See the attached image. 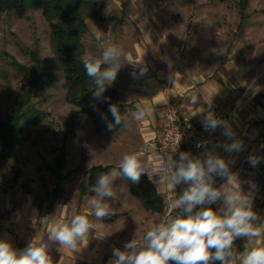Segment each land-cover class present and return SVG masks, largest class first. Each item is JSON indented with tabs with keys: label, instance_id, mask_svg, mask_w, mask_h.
<instances>
[{
	"label": "crops",
	"instance_id": "obj_1",
	"mask_svg": "<svg viewBox=\"0 0 264 264\" xmlns=\"http://www.w3.org/2000/svg\"><path fill=\"white\" fill-rule=\"evenodd\" d=\"M124 61L126 67L116 69V78L110 83L120 91L118 109L126 123L112 134L93 136L87 154L90 156L98 150L99 156L88 167L93 164L120 166L125 155L135 154L163 196L164 211L146 209L130 194L127 179L116 169L110 184L113 196L101 197L95 192L85 195L87 198L83 196L80 204L60 200L39 203L30 190L14 185L0 189V239L16 253L30 244L44 245L51 264H114L117 259L114 250L132 254L146 248V233L154 226H170L176 219L194 218L207 210L219 217L225 216L230 207L227 196L238 193L247 199L255 217L250 223L261 229V235L235 237L224 260L216 259V249L210 248L208 261L242 264L247 252L264 247V87L247 93L228 76L195 71L178 60L164 39L158 42L148 28L141 30L140 40L125 53ZM176 105L189 111L198 124L208 122L209 108L213 105L232 114V128L246 139L251 158L244 161L235 148L211 143L185 145L172 167L160 168L153 153L141 154L140 151L148 148L149 142L159 135L164 114ZM214 131L224 133L218 125ZM182 154L186 157L183 160ZM209 158L221 159L230 166L224 174L206 175V183L220 194L219 197L214 201L206 199L190 212L186 204L177 206L176 201L192 186L191 182H173L180 165L198 161L207 171ZM252 160L256 161L255 165ZM94 199L107 206V213L117 216L111 220L96 217L91 203ZM76 216H86L92 227L77 240L74 249L50 239L53 228L70 225ZM133 241L135 247L127 248L126 245ZM168 264H175V261L170 260Z\"/></svg>",
	"mask_w": 264,
	"mask_h": 264
},
{
	"label": "rangeland",
	"instance_id": "obj_2",
	"mask_svg": "<svg viewBox=\"0 0 264 264\" xmlns=\"http://www.w3.org/2000/svg\"><path fill=\"white\" fill-rule=\"evenodd\" d=\"M93 1L78 5L79 21L52 19L71 32V39L78 41L75 48L68 44L70 37L66 45L65 34L60 41L53 37L50 21L39 9L29 7L22 17L0 14V118L5 120L17 102L14 93L29 87L34 69H40L42 80L28 103L42 117L27 123V140L0 163V189L21 185L39 203L80 204L87 198L80 194L84 175L99 156L98 150L88 156V144L100 134L65 101L55 53L59 42L83 58L95 55L102 60L104 51L115 46L119 55L108 63L119 70L126 67L125 53L148 28L195 71L228 76L247 93L264 87V0Z\"/></svg>",
	"mask_w": 264,
	"mask_h": 264
},
{
	"label": "clouds",
	"instance_id": "obj_3",
	"mask_svg": "<svg viewBox=\"0 0 264 264\" xmlns=\"http://www.w3.org/2000/svg\"><path fill=\"white\" fill-rule=\"evenodd\" d=\"M118 55L117 48L110 46L103 53V61L107 63ZM84 67L87 75L95 78L98 91L94 95L97 97L105 90L104 82L115 80L117 75L115 68H106L102 71L100 60L85 62ZM109 111L119 122L115 105H111ZM214 124L215 122L213 126ZM232 147L236 148L238 145H232ZM185 158L182 154L181 159ZM251 163L255 165L256 161L252 160ZM206 164L207 171L198 161H189L186 166L180 165L173 182H191L192 186L176 201L177 206L186 204L187 211L190 212L195 205L203 204L206 199L214 201L219 197L220 194L206 183V175L208 173L224 174L227 171L226 165L221 159L211 158L206 161ZM120 169L123 175L132 182H139L142 169L135 154L125 155ZM115 175V171L108 175H100L93 191L101 197L113 196L110 184L111 178ZM91 203L95 208L96 217H104L107 214L106 205L95 199ZM227 203L230 207L223 217L207 210L198 213L194 218L176 219L170 226L163 224L154 226L146 233L148 241L146 248L132 254L114 250L113 254L117 257L114 264H168L170 260L175 261V264H207L210 258L208 251L210 248L216 249V259L224 260L226 250L231 248L235 237H259L261 235V229L254 228L250 223L255 217L248 207L246 198L233 193L227 196ZM91 227L86 216H76L70 225L62 224L53 228L50 239L74 249L77 240L82 238ZM126 247L134 248L135 241ZM0 264H51V259L44 245L30 244L17 255L7 242L0 241ZM242 264H264V247L253 248L247 252Z\"/></svg>",
	"mask_w": 264,
	"mask_h": 264
},
{
	"label": "trees",
	"instance_id": "obj_4",
	"mask_svg": "<svg viewBox=\"0 0 264 264\" xmlns=\"http://www.w3.org/2000/svg\"><path fill=\"white\" fill-rule=\"evenodd\" d=\"M94 3L93 0H0V14L3 12H13L16 16H24L29 7L39 9L43 15L50 21L53 37L60 41L65 34V42L67 45V37H70L71 32L63 28L62 24H57L52 21L53 17L61 18L65 23L72 19H81L79 4ZM68 44L75 48V43L78 41L72 40ZM68 40V41H70ZM55 53L58 63L63 73L62 87L64 89L65 101L77 107L83 116L91 120L94 131L97 134L109 135L126 123V118L118 109V101L120 99V91L117 87L108 81L104 82V91L97 97L94 95L98 91V85L95 78L89 77L85 70V62H93L95 60L101 61V70L110 68L109 63H105L102 59L95 55L88 58L81 57L78 53L65 48L59 42L55 45ZM35 76L30 81L29 87L23 86L22 92H15L17 102L11 109L8 117L3 120L0 118V163L11 156L13 148L27 140L28 135H24V131L28 128L30 120L41 119V112L29 106V101L35 92V88L42 83L40 76V69H34ZM28 105V106H26ZM111 105H115L119 122L109 111ZM26 106V107H25ZM73 126L69 128L72 131ZM67 134H65L66 137ZM57 169L61 164L58 160ZM226 168L230 167L227 164ZM123 175L120 166L114 164H93L86 170V183L82 186L80 194H94L93 189L97 186L100 175H108L113 170ZM142 169V174L139 182L134 183L126 176L128 181L129 192L132 196L137 198L142 205L149 210L155 212H163L165 208L164 198L157 191L154 183L148 177L146 172ZM56 187V186H55ZM1 215V214H0ZM117 214L107 213L103 219H114ZM0 241H4L0 239ZM5 242V241H4ZM24 250L17 253L19 255ZM86 264V263H85ZM207 264H216L214 262H207Z\"/></svg>",
	"mask_w": 264,
	"mask_h": 264
},
{
	"label": "built area",
	"instance_id": "obj_5",
	"mask_svg": "<svg viewBox=\"0 0 264 264\" xmlns=\"http://www.w3.org/2000/svg\"><path fill=\"white\" fill-rule=\"evenodd\" d=\"M207 117V123L198 124L189 111L178 105L170 108L162 118L159 135L140 153H153L157 165L162 169L173 166L185 145L202 146L211 143L228 149L233 148L232 145H238L235 149L239 151L242 159L246 161L251 158L246 139L237 135L232 128V114L213 105L210 106ZM216 125L223 129V134L214 131Z\"/></svg>",
	"mask_w": 264,
	"mask_h": 264
}]
</instances>
